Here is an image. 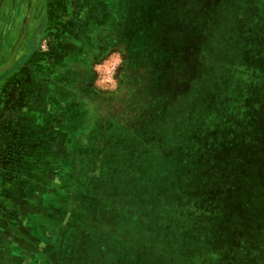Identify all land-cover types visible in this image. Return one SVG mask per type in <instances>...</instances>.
I'll return each instance as SVG.
<instances>
[{
  "label": "rangeland",
  "instance_id": "rangeland-1",
  "mask_svg": "<svg viewBox=\"0 0 264 264\" xmlns=\"http://www.w3.org/2000/svg\"><path fill=\"white\" fill-rule=\"evenodd\" d=\"M0 264H264V0H0Z\"/></svg>",
  "mask_w": 264,
  "mask_h": 264
},
{
  "label": "crops",
  "instance_id": "crops-1",
  "mask_svg": "<svg viewBox=\"0 0 264 264\" xmlns=\"http://www.w3.org/2000/svg\"><path fill=\"white\" fill-rule=\"evenodd\" d=\"M0 241H2V231H0Z\"/></svg>",
  "mask_w": 264,
  "mask_h": 264
}]
</instances>
